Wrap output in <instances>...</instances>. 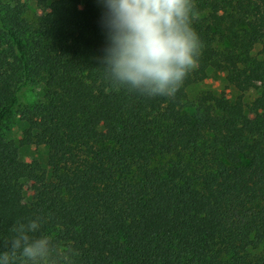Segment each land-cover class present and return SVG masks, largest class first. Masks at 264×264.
<instances>
[{"label":"trees","instance_id":"1","mask_svg":"<svg viewBox=\"0 0 264 264\" xmlns=\"http://www.w3.org/2000/svg\"><path fill=\"white\" fill-rule=\"evenodd\" d=\"M11 2H0V126L23 89L43 97L19 112L17 141L0 137V253L14 225L40 217L29 235L71 264H264V0H195L203 49L171 99L111 84L100 0H32L33 23ZM208 71L236 95L190 101ZM32 147L48 171L22 161Z\"/></svg>","mask_w":264,"mask_h":264},{"label":"clouds","instance_id":"2","mask_svg":"<svg viewBox=\"0 0 264 264\" xmlns=\"http://www.w3.org/2000/svg\"><path fill=\"white\" fill-rule=\"evenodd\" d=\"M107 46L102 68L118 90L149 98H174L199 63L203 44L192 27L195 0H100ZM42 219L14 225L16 235L0 264H71L48 236L34 237Z\"/></svg>","mask_w":264,"mask_h":264},{"label":"rangeland","instance_id":"3","mask_svg":"<svg viewBox=\"0 0 264 264\" xmlns=\"http://www.w3.org/2000/svg\"><path fill=\"white\" fill-rule=\"evenodd\" d=\"M2 4L10 5L11 0H0ZM27 4V12L25 18L33 23L36 17L41 14L37 9L36 4L32 0H24ZM260 49L257 48L258 52ZM203 92H211L213 94H220L221 92L234 97L236 93L230 90H226V85L224 83V75L215 73L213 71H208L207 78L188 90V99L193 100L198 94ZM256 96V93L249 91L245 94V100L251 101ZM43 97V92L41 88H25L19 93V100L17 106H15L7 119L0 126V137L7 141H17L22 132V123L19 118V112L24 108H30L41 101ZM21 158L23 162L29 163L33 160H37L41 166L48 171L46 165V149L43 147H32L21 150ZM243 163H245L243 161ZM25 199L29 201L31 198V192L27 189L25 190Z\"/></svg>","mask_w":264,"mask_h":264}]
</instances>
